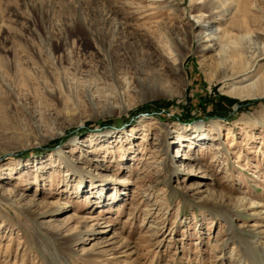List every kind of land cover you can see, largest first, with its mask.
I'll use <instances>...</instances> for the list:
<instances>
[{"label":"rangeland","instance_id":"obj_1","mask_svg":"<svg viewBox=\"0 0 264 264\" xmlns=\"http://www.w3.org/2000/svg\"><path fill=\"white\" fill-rule=\"evenodd\" d=\"M202 3L0 0V264H264V95L214 58L264 19Z\"/></svg>","mask_w":264,"mask_h":264},{"label":"bare ground","instance_id":"obj_2","mask_svg":"<svg viewBox=\"0 0 264 264\" xmlns=\"http://www.w3.org/2000/svg\"><path fill=\"white\" fill-rule=\"evenodd\" d=\"M203 3L201 7H206V13H208V20L215 18L216 16H220L222 18L225 17V13L229 17L223 20L224 25L226 26V33L229 34L233 31L237 32H245L252 33L255 30L261 28V21L264 18L261 16L260 7L256 3H251L249 1H244L242 4H237L235 7V11L233 12L230 8L234 1L230 0L229 3L221 7L223 4L222 0H202ZM226 2V1H225ZM227 3V2H226ZM225 4V3H224ZM203 5V6H202ZM221 5V6H220ZM200 16L197 18L199 19ZM257 27V29H256ZM264 31V30H263ZM258 35H262V33H256ZM214 42L215 39L211 38L209 42ZM206 47V46H205ZM224 47L220 48V52L214 56L218 62H215L217 67L216 73L221 75L222 82L224 83V90L227 89V93L234 95L239 99H243L244 97H248L251 99L261 98L264 95V66H260L257 63L253 62V64H248L242 62L241 55L238 50L233 49L232 53H228L227 51L224 54ZM223 53V56L222 54ZM229 60V62H224ZM264 60V58L259 59ZM257 59V61H259ZM254 72V73H253ZM253 73L252 75H250ZM256 79V80H255ZM245 81H253L245 86L235 87L232 89L233 84H242ZM249 88L246 94H242L240 92H235L237 90H242L244 88ZM229 132L226 137L228 138ZM193 144V143H192ZM198 145V144H197ZM202 146V145H201ZM195 147V145H193ZM204 147V146H202ZM201 148V147H200ZM202 149V148H201ZM244 243V251L247 257L252 258V264H259L257 261L258 257H256L253 253V249L250 248V244L247 241H243Z\"/></svg>","mask_w":264,"mask_h":264},{"label":"trees","instance_id":"obj_3","mask_svg":"<svg viewBox=\"0 0 264 264\" xmlns=\"http://www.w3.org/2000/svg\"><path fill=\"white\" fill-rule=\"evenodd\" d=\"M225 99V100H224ZM223 100L225 101V102H227L229 105L231 104V103H233L232 101L233 100H231V99H228V98H223ZM54 143V142H53ZM53 143H51L50 145H53Z\"/></svg>","mask_w":264,"mask_h":264}]
</instances>
